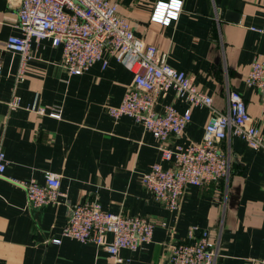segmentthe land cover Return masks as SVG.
Segmentation results:
<instances>
[{
	"label": "crops",
	"instance_id": "obj_1",
	"mask_svg": "<svg viewBox=\"0 0 264 264\" xmlns=\"http://www.w3.org/2000/svg\"><path fill=\"white\" fill-rule=\"evenodd\" d=\"M159 1L169 0H115L135 34L212 95L219 110H226L228 88L240 92L264 136L260 91L245 81L252 62L264 59V0H221V7L216 0H183L169 25L151 20ZM19 6L20 0H0V44L21 34ZM220 9L239 12L240 20L221 18ZM106 56V68L98 61L83 74L70 75L62 65V47L45 38L33 43L25 79L17 81L19 56L3 52L0 151L7 166L0 175V264H169L172 245L189 241L194 226L197 234L208 229L220 239L217 264H251L264 257V152L237 136L221 142L232 154L230 181L188 185L180 208L166 207L142 176L155 163L170 167L171 162L163 159L152 132L130 116L116 119L109 113V106L122 102L133 73ZM14 95L21 99L16 107L9 104ZM167 104L188 108L173 89L159 98L157 111ZM40 106L48 111L60 106L62 116L40 114ZM210 115L209 107H192L184 132L165 145L200 143ZM46 172L60 175L61 196L56 203L31 206L21 181L43 182ZM95 200L105 210L151 219V242L137 251L122 249L125 260L118 263L102 246L63 236L69 205Z\"/></svg>",
	"mask_w": 264,
	"mask_h": 264
},
{
	"label": "built area",
	"instance_id": "obj_2",
	"mask_svg": "<svg viewBox=\"0 0 264 264\" xmlns=\"http://www.w3.org/2000/svg\"><path fill=\"white\" fill-rule=\"evenodd\" d=\"M183 0L159 1L151 20L169 25L177 19ZM21 34L11 35L0 44V75L4 73L3 52L19 56L17 81L25 79L27 64L32 57L33 43L50 38L54 46L63 49V67L70 75H80L96 62L108 65L107 54L125 64L133 73L122 102L109 106L114 118L130 116L159 140L158 149L171 166L155 163L142 176V182L155 199L170 209H179L181 198L188 185L230 181L232 154L220 148V143L232 136L246 140L248 145L264 152V136L255 119L248 111L240 92L227 89L225 111L214 105V97L198 89L184 70L168 63L166 54L159 48L137 36L132 23L119 11L115 0H20L18 10ZM254 30L262 31L258 27ZM246 84L260 91L264 109V59L256 58L245 77ZM169 89L178 99L188 104L184 111L173 104L157 111L156 105L162 94ZM20 97L14 95L9 104L16 107ZM206 106L211 115L205 126L200 143L177 145L165 144L171 136H180L192 120V107ZM40 114L62 116V108L38 107ZM7 166L6 154L0 151V175ZM27 190L31 206L41 207L56 203L61 196L60 175L46 172L44 181H21ZM190 230L189 241L172 245L169 264H217L220 257V239H215L208 229ZM154 222L142 215H123L102 208L98 201L69 205V219L63 236L83 243L104 247L118 263L122 249L139 250L151 242ZM110 237V238H109ZM61 238L52 241L61 243ZM251 264H264V257Z\"/></svg>",
	"mask_w": 264,
	"mask_h": 264
},
{
	"label": "water",
	"instance_id": "obj_3",
	"mask_svg": "<svg viewBox=\"0 0 264 264\" xmlns=\"http://www.w3.org/2000/svg\"><path fill=\"white\" fill-rule=\"evenodd\" d=\"M216 3L218 7H221V0H216ZM230 15H232L231 18ZM220 17L238 22L240 20V13L228 9H220Z\"/></svg>",
	"mask_w": 264,
	"mask_h": 264
}]
</instances>
